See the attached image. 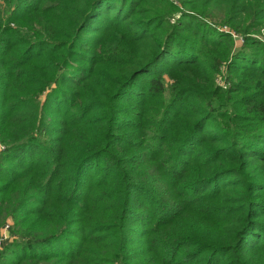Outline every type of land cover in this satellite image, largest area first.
Masks as SVG:
<instances>
[{
    "label": "trees",
    "instance_id": "obj_1",
    "mask_svg": "<svg viewBox=\"0 0 264 264\" xmlns=\"http://www.w3.org/2000/svg\"><path fill=\"white\" fill-rule=\"evenodd\" d=\"M254 30L264 0H0V264H264Z\"/></svg>",
    "mask_w": 264,
    "mask_h": 264
},
{
    "label": "rangeland",
    "instance_id": "obj_2",
    "mask_svg": "<svg viewBox=\"0 0 264 264\" xmlns=\"http://www.w3.org/2000/svg\"><path fill=\"white\" fill-rule=\"evenodd\" d=\"M148 7H151L150 5H148ZM214 12L216 13V14H220V12L218 11V10H214ZM179 17V14H175L174 15V19H176V18H178ZM223 31H232V30H230L229 28H221ZM258 30H254V31H252V32H250V34L253 36V37H256V38H260V39H262V38H264V31H262L263 33H261V34H258V32H257ZM232 37H233V39L235 40V50L237 49V48H239L241 45H242V39L239 37V36H237V35H233V33H232ZM168 78H166L165 80H164V83L165 84H168ZM217 85H220L221 86V88H223V89H225L226 87H227V84H225V82H224V75H221V77H219V78H217ZM5 226H10V223H8V224H6V225H4V227ZM4 227L2 228V230L4 229ZM1 234H3V231H1ZM6 235H7V237H9L8 236V234H7V230H6ZM8 239H6V240H4V241H2V242H0V245H1V249L5 246V243H6V241H7Z\"/></svg>",
    "mask_w": 264,
    "mask_h": 264
},
{
    "label": "built area",
    "instance_id": "obj_3",
    "mask_svg": "<svg viewBox=\"0 0 264 264\" xmlns=\"http://www.w3.org/2000/svg\"><path fill=\"white\" fill-rule=\"evenodd\" d=\"M8 226H5L4 229L2 230L3 231V234H1V237H0V242L8 239L7 235H6V230H7Z\"/></svg>",
    "mask_w": 264,
    "mask_h": 264
}]
</instances>
